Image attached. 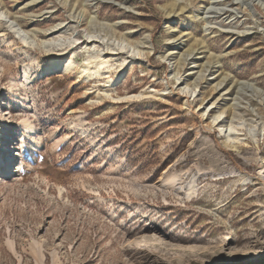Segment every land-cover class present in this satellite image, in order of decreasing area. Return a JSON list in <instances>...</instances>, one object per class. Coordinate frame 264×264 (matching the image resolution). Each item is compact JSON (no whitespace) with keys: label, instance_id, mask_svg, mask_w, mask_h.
<instances>
[{"label":"rangeland","instance_id":"obj_1","mask_svg":"<svg viewBox=\"0 0 264 264\" xmlns=\"http://www.w3.org/2000/svg\"><path fill=\"white\" fill-rule=\"evenodd\" d=\"M1 14L36 45L4 24L0 264H264V0H0ZM76 28L142 55L111 87L113 73L42 75L44 43Z\"/></svg>","mask_w":264,"mask_h":264},{"label":"bare ground","instance_id":"obj_2","mask_svg":"<svg viewBox=\"0 0 264 264\" xmlns=\"http://www.w3.org/2000/svg\"><path fill=\"white\" fill-rule=\"evenodd\" d=\"M92 1V0H91ZM98 2H110L117 3V0H93ZM95 3V2H94ZM213 3V2H212ZM5 14L0 15V34L5 33L7 27L15 32L16 37L22 43L28 46L34 47L35 41L30 35L14 20L3 21L6 19ZM4 19V20H5ZM4 24L7 26L4 27ZM7 29V30H8ZM78 41H82L81 45H76ZM46 52L50 54V63L43 68L42 75L50 74L52 72L74 73L78 77L84 80H92L103 78L106 75L114 74V78L108 79L105 85L108 87L113 86L116 82L125 77V63L134 62L142 55V50L136 46L125 44L124 41L116 42L113 39H107L96 35L93 32H85L84 34L77 33V28L73 30L72 34L65 40L64 37H54L52 41L45 42ZM73 46L71 49L69 47ZM144 45L143 47H145ZM130 55V57H124L123 55ZM77 55H82L81 64L75 59ZM113 62H123L120 67H112ZM107 92V90L105 91ZM108 93V92H107ZM156 93L148 92L141 97L156 96ZM221 113L220 116H223ZM221 128L224 131L226 128L224 122L221 124ZM238 125V124H237ZM26 128L34 130V127L27 122ZM229 131L228 137L238 139V136L234 134L237 130L235 124L227 129ZM227 137V136H226ZM34 144L32 149L36 147Z\"/></svg>","mask_w":264,"mask_h":264}]
</instances>
